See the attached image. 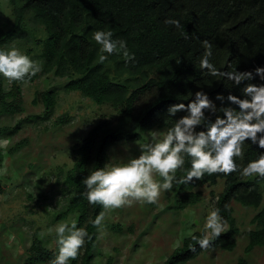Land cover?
Masks as SVG:
<instances>
[{
	"label": "trees",
	"instance_id": "1",
	"mask_svg": "<svg viewBox=\"0 0 264 264\" xmlns=\"http://www.w3.org/2000/svg\"><path fill=\"white\" fill-rule=\"evenodd\" d=\"M12 22L5 26L0 22V47L10 45L19 37L33 45H40L38 55L41 75L53 72L59 77H68L63 85L66 92L78 91L98 105H109L113 120L107 118L94 125L72 151L74 161L64 173L62 186L68 192L66 204L52 217V222L73 216L77 227L86 228L91 239L86 240L79 256L69 264H91L92 250L98 238V230L91 220L104 211L99 205H89L81 193L86 189L83 180L96 168L104 167L109 149L122 142H138L144 139L142 132L154 127L171 128L175 120L187 115L177 112L169 117L167 109L176 103H187L194 93H206L217 109L229 105L227 100H216L217 94H232L240 98L244 84L219 77H212L199 68V58L204 52L202 41L212 43L210 62L221 71L235 69L239 72L253 71L264 67V0H9ZM26 16L37 26L28 29ZM168 18L177 19L182 27L165 24ZM41 26L43 37H35ZM97 30H111L113 39L124 40L135 59L125 62L120 54H112L103 63H98L100 46L92 39ZM187 37V38H185ZM230 66V67H229ZM245 83L264 84L255 77ZM40 100L45 107L44 120L54 110L57 94L45 90L35 94L33 102ZM24 110L21 82H11L4 88L0 76V111L6 115ZM221 112L205 111L209 120ZM37 118V116H30ZM36 120V119H34ZM19 127L0 126V137L14 134ZM197 131L204 130L203 126ZM264 149L246 141L244 159L237 164L245 166ZM1 158V156H0ZM190 161L186 158L184 169L178 170L177 179L186 174ZM224 180V187L214 201L220 215L227 221L226 232L213 242L210 249L219 247L231 251L236 246L238 227L230 201L235 200L246 207H259L262 201L264 178L242 177L239 172L223 175H207L192 183L176 184L173 191V208L182 210L195 204L200 196L193 191L205 184L213 185ZM3 188L0 183V192ZM31 198L30 195L27 196ZM254 228L246 231L248 238L245 252L256 246L264 247V205L252 217ZM193 234L201 236V232ZM195 245L190 236L184 237L163 264H184L195 258L201 250H190ZM209 250V249H208ZM56 253L44 247L36 237L31 242L29 253L21 264L50 262ZM235 264H248L240 257Z\"/></svg>",
	"mask_w": 264,
	"mask_h": 264
},
{
	"label": "rangeland",
	"instance_id": "2",
	"mask_svg": "<svg viewBox=\"0 0 264 264\" xmlns=\"http://www.w3.org/2000/svg\"><path fill=\"white\" fill-rule=\"evenodd\" d=\"M12 19L9 0H0V22L7 26ZM26 24L28 29L37 26L28 16ZM36 32L37 38L45 35L41 26ZM11 47L40 62V45H33L32 41L27 42L21 36L0 50ZM67 80L68 77L49 72L21 83L24 110L10 115L0 111V126L19 127L14 134L0 137V183L3 188L0 192V264H21L36 236L45 248L57 252L56 226L75 221L70 215L52 222L53 215L68 198L62 180L74 161L72 148L98 122L105 118L114 119L109 105H98L78 91H64ZM10 86L11 83L4 78L5 90ZM45 90L57 94L56 104L48 118L37 120L44 116L45 107L40 100L35 103L33 99L36 93ZM30 116L37 118L28 119ZM153 131L164 133L165 128L154 127L142 132V141L112 146L106 165L138 156L139 146L152 142ZM5 139L9 141L7 148L3 147ZM154 179L162 182L158 175H154ZM223 187V179L213 185L196 187L193 191L200 193L198 201L182 210L173 208V191H162L156 204L136 202L131 207L106 212L104 232L98 231L91 264H163L168 254L181 245L189 233L205 234V218ZM261 191L262 201L257 208L243 206L235 200L229 203L239 230L233 250L219 247L204 250L184 264H235L240 257H245L248 264H264V247L256 246L245 252L246 231L254 228L251 219L264 205V186Z\"/></svg>",
	"mask_w": 264,
	"mask_h": 264
},
{
	"label": "clouds",
	"instance_id": "3",
	"mask_svg": "<svg viewBox=\"0 0 264 264\" xmlns=\"http://www.w3.org/2000/svg\"><path fill=\"white\" fill-rule=\"evenodd\" d=\"M164 23L177 29L182 27L177 19L168 18ZM92 39L100 46L98 63L103 64L112 54L122 55L125 62L135 59L126 41L113 39L111 30H97L92 34ZM201 43L204 52L199 58V68L212 77L231 81L235 86L244 84L241 90L244 98L232 94L225 98L217 94L216 100L222 104L226 99L229 105L237 106L217 109L206 93L197 91L187 105L176 103L169 106V117L181 111L187 115L175 120L164 133L153 131L152 142L140 145L138 156L91 171L83 180L86 190L81 195L89 205H99L104 209L91 220L93 227L101 234L104 232L106 212L131 207L136 202L156 204L161 192L171 191L174 183H192L202 179L205 174L227 176L236 172L242 177L264 178V153L245 166L236 162L237 159H244L246 141L264 149V84L245 83L255 77L264 80V67H256L254 72L235 69L221 71L210 62L212 43L208 40ZM41 71V63L21 53L18 48L0 50V76L8 82L27 83ZM205 111L211 114L221 112L223 117L216 115L214 120H209ZM201 126L204 130L197 131ZM8 144L9 141L5 139L3 147L7 148ZM186 158L190 161V168L177 179L176 173L184 169ZM154 175L161 177L162 182L154 179ZM226 226L227 221L220 215V209L213 207L205 218V234L188 235L195 245L207 251L226 232ZM55 233L57 252L50 264H69V261L76 260L86 240L91 239L87 229L77 227L76 221L60 223ZM195 245L190 247L193 252L196 251Z\"/></svg>",
	"mask_w": 264,
	"mask_h": 264
}]
</instances>
